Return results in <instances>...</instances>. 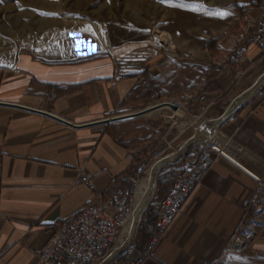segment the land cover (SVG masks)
Returning a JSON list of instances; mask_svg holds the SVG:
<instances>
[{
	"label": "crops",
	"instance_id": "1",
	"mask_svg": "<svg viewBox=\"0 0 264 264\" xmlns=\"http://www.w3.org/2000/svg\"><path fill=\"white\" fill-rule=\"evenodd\" d=\"M248 1L257 3L234 0L231 5ZM229 7L226 19L197 15L178 32L180 52L188 53L180 57L185 61L179 69L202 72L205 83L197 100L208 105L198 111L215 122L264 77V54L251 35L245 36L252 23L263 20L264 6L247 7L243 17ZM234 24L242 31L231 39L227 55L211 60L208 43L220 40ZM167 51L173 52L172 46ZM167 60L172 59L156 47L126 44L89 54L56 48L25 52L0 64V264H40L39 254L57 223L102 204L127 185L138 167L139 146L126 148L120 141L135 120L146 117L98 123L125 115L128 105L145 108L150 99L142 96L144 84L166 73L157 64ZM208 84L218 91L205 94ZM245 99L220 127L235 162L215 158L140 264H264V191L259 194L264 186V81ZM198 157L185 159V171ZM81 171L93 176L95 191L76 185ZM245 218L257 221L254 238L246 252L230 251Z\"/></svg>",
	"mask_w": 264,
	"mask_h": 264
},
{
	"label": "rangeland",
	"instance_id": "2",
	"mask_svg": "<svg viewBox=\"0 0 264 264\" xmlns=\"http://www.w3.org/2000/svg\"><path fill=\"white\" fill-rule=\"evenodd\" d=\"M233 2L234 0H0V64L8 63L25 52L56 48L89 54L126 44L156 47L167 59H172L163 62L183 63L185 59L180 57H185L188 53L180 52L177 42L181 28L183 27L182 31L186 28L183 23L194 20L197 15L207 19L215 16L226 19L227 8ZM239 29L242 31L240 25ZM232 41L226 45L225 53L215 58L217 61L227 55V46H231ZM169 46H172L173 52L167 51ZM169 66L164 67L167 69L166 73L172 75L165 92L168 98L160 99L158 90L152 97H147L149 101H144L145 108L128 105L130 111L125 112V115L135 114L163 103H172L181 108V111L165 108L133 122L125 138L131 147L139 146L136 150L138 166L143 163L152 165L156 158L172 154L183 142L203 132L204 125L212 121L198 111L199 107L208 105L197 100L205 83L202 72ZM152 123L159 126L161 131L154 140L147 127ZM207 135L212 134L205 133L206 138L210 139ZM207 143L208 141L193 144L198 147L195 153L198 155L201 145ZM188 150L178 161L172 163L184 160Z\"/></svg>",
	"mask_w": 264,
	"mask_h": 264
},
{
	"label": "built area",
	"instance_id": "3",
	"mask_svg": "<svg viewBox=\"0 0 264 264\" xmlns=\"http://www.w3.org/2000/svg\"><path fill=\"white\" fill-rule=\"evenodd\" d=\"M247 35H251L252 42L264 54V17L262 21L249 26L245 32ZM229 118L219 119V128ZM216 157L235 162L233 153L221 139V132L219 136L210 137L207 144L201 145L198 161L175 178L170 193L161 204L155 234L138 264L147 259L163 239L194 189L203 182L214 165ZM150 167V164H140L128 177L127 185L115 190L105 202L89 205L78 215L57 223L53 236L39 254L40 264H117L134 245L143 217L151 204L137 216L139 192ZM76 185H84L95 191L93 176L85 171L80 172ZM263 191L264 186L261 185L259 194ZM256 230L257 221L245 218L236 237L230 242L229 250L246 252ZM128 233L130 238L126 236ZM123 238H128L124 245L121 244Z\"/></svg>",
	"mask_w": 264,
	"mask_h": 264
},
{
	"label": "trees",
	"instance_id": "4",
	"mask_svg": "<svg viewBox=\"0 0 264 264\" xmlns=\"http://www.w3.org/2000/svg\"><path fill=\"white\" fill-rule=\"evenodd\" d=\"M264 6V0H257V3H252L248 1L246 5H241L239 3H235L231 5L229 8L234 11L235 13L239 14L241 17L245 14V9L247 7L256 8V7H262ZM240 29L238 24H234L230 30L225 33L220 40H212L208 43L207 47L205 48V52L210 55V59H215L216 57L221 56L226 51V45L231 41L233 37H236L239 35ZM186 64V63H185ZM212 64V63H210ZM170 65V66H169ZM189 66L190 64L187 63ZM172 67L175 69L180 68V64L172 61V62H160L157 64V67L161 70H167L164 67ZM172 75L163 74L159 77L155 78L153 83L148 86L146 83L144 84V92L142 93V96H151L153 93L159 90L157 92L160 99H166L168 96L165 94L166 88L168 87L170 77ZM210 84H208L204 90L205 94L215 93L218 91V89H214L213 91H210ZM215 88V87H214ZM205 101V99H204ZM148 130L150 132L153 130L154 134L151 138L153 140L157 137L159 131V126L155 125L154 123L147 125ZM120 144L125 146L126 148H129V144L126 140V138H123V141H120ZM197 146L193 145L189 148L188 152L185 155V159H191L197 155L195 151L197 150ZM181 160L176 164L173 165H167L165 166L158 177V190L155 196V199L153 203L148 208L147 212L145 213L141 226L138 231V235L136 238V241L134 245L131 247V249L123 255L119 259L118 264H138L139 260L142 258L144 253L147 251L148 246L155 234L156 229V223L159 218V210L161 207V204L165 197L170 193L173 183L175 181V178L178 175L185 173V165L186 160Z\"/></svg>",
	"mask_w": 264,
	"mask_h": 264
},
{
	"label": "bare ground",
	"instance_id": "5",
	"mask_svg": "<svg viewBox=\"0 0 264 264\" xmlns=\"http://www.w3.org/2000/svg\"><path fill=\"white\" fill-rule=\"evenodd\" d=\"M164 42L166 44L167 40ZM263 81H264V78L260 81V83ZM253 92H254V89L251 90L250 92H248L246 94V96H244L242 98L240 97L237 100H235L231 110L229 111V113H231V111L237 105L241 104L245 98L252 95ZM203 128H204L203 132L197 134L196 136L192 137L188 141L183 142L177 149L174 150V152L172 154H170V155L164 154V155L160 156L151 165V167L149 169L148 177L143 182L142 189L139 192V196H138L139 212H138L137 216H140L142 211L145 210L147 208V206L151 203V201L153 199V195L155 193L154 191H155V184H156L157 175H158L159 170L162 167H164L166 164H169L172 162L175 163L176 161H178L181 158V156L184 154V152L186 151V148H187L189 142H191V141L207 142L209 139L206 138L205 133L212 134V135H207L208 138L212 137V136L215 137L217 135L218 136L220 135L219 122L211 121L209 124H205ZM128 235H129V233L126 236H128ZM131 236H132V234H131ZM128 237L130 238V235ZM127 239L123 238L121 241V244L124 245V242Z\"/></svg>",
	"mask_w": 264,
	"mask_h": 264
},
{
	"label": "water",
	"instance_id": "6",
	"mask_svg": "<svg viewBox=\"0 0 264 264\" xmlns=\"http://www.w3.org/2000/svg\"><path fill=\"white\" fill-rule=\"evenodd\" d=\"M263 78H264V77H262V78H261V79H260V80H259L254 86H253V88H252L251 90L254 89V92H255V91L257 90V88L263 83V82L260 83V81H261ZM248 92H249V91H248ZM248 92H247V93H248ZM247 93H245L243 96H241V98L244 97V96H246ZM245 100H246V99H245ZM245 100H244V101H245ZM244 101H243V102H244ZM243 102H242V103H243ZM242 103H241V104H242ZM241 104L237 105V106L231 111V113H229V111L231 110V109H229V110L225 113V115L221 117L220 121H222L225 117H229V116H231L232 113L234 112V110H235L237 107L241 106ZM232 106H233V105H232ZM18 108H21V107H18ZM165 108H170V109H172L173 111H178V110H179V107L176 106V105H174V104H172V103H163V104H160V105H157V106H154V107L148 108V109H146V110H144V111H141V112H139V113L128 114V115H123V116L114 117V118H111V119H106L105 121H102V122H100V123H98V124H101V125H108V124L116 123V122H120V121H125V120H130V119L141 118V117H144V116H146V115H148V114H151V113H153V112H156V111H159V110H162V109H165ZM231 108H232V107H231ZM42 114H44V115H46V116H49V117H51V118H54V119H56V120H58V121H60V122H62V123L68 124L67 122H65V121H63V120H61V119H58V118L54 117L53 115H51V114H49V113H42ZM197 142H199V141H191V142H189L186 151L188 150V148H189L190 146H192L193 144H195V143H197ZM186 151H185V152H186ZM169 164H173V163H169ZM166 165H168V164H166ZM166 165H165V166H166Z\"/></svg>",
	"mask_w": 264,
	"mask_h": 264
}]
</instances>
